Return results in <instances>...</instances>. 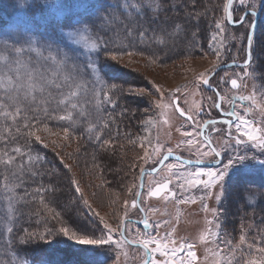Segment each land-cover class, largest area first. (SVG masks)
Returning <instances> with one entry per match:
<instances>
[{
  "label": "snow or ice",
  "instance_id": "snow-or-ice-1",
  "mask_svg": "<svg viewBox=\"0 0 264 264\" xmlns=\"http://www.w3.org/2000/svg\"><path fill=\"white\" fill-rule=\"evenodd\" d=\"M240 5L249 4V0H239ZM260 0H257L259 3ZM197 0H192V11L185 12L184 16L170 18L168 13L176 10L175 3H169V0H118L111 7L113 10L119 8L125 13H135L141 19L139 21H129L125 23L120 21L122 31L117 32L111 25L115 23L112 13L107 11H98L96 18L88 22L77 21L76 25L66 24L65 28L72 29L68 31V40L73 43L69 44L64 36L60 33L57 35H48L34 28H31L24 21L23 16H18L15 34L4 32L0 34V121H12L11 127L14 128L13 135L9 126L4 123L0 124V140L15 141L18 136H23V148L17 144L15 147L0 149V208L5 204L11 206L13 202L27 203V198L35 200L39 196L40 203L50 214V220L55 224L46 226L43 231H31L23 228L14 231V225L17 222L16 216L19 209H14L13 215L0 219V225L7 221L6 232L10 235L13 243V251L18 258H24L25 261L31 260L32 264H46L39 257H32L30 252L37 250L44 252L56 244L71 242L70 246L80 245L89 246L81 249V252L87 250H96L108 248L114 253H121L127 246H137L143 249V264H196L198 257L195 251V243L181 239L177 241L173 233L176 229L165 232L163 237L159 235V228L163 224L169 225L168 220L152 222L147 215L138 223L143 225V230H133L128 226L132 223L127 218L119 219L116 227H113L100 211L93 208L92 204L84 198V194L76 181L75 192L79 194L77 205L82 202L83 207L79 209L81 216L79 218L69 216L65 218L61 211H56L51 204L55 201L45 200V194L53 197L56 194V185L49 183L43 185L42 178L45 175L55 176L52 171H41L42 166L47 161L46 156L40 154L39 145L44 148L48 147L46 140H43L38 131L49 132L52 135L59 136L60 133H51L48 127V121L66 122L67 126L63 127V138L68 140L75 130L81 125L82 118L89 119L92 112L99 113L103 105L110 106L113 110L120 107L122 100L135 101L137 97L153 96L159 94L161 99L164 93L159 86H153L154 93L144 88L135 86L125 87L123 84L114 82L110 71L124 58V56L133 57L136 55L145 57L149 63H162L163 58L160 52L164 51L165 55L184 43L185 39L191 41L192 48L197 49V39L200 36L199 25L202 14L195 11ZM34 4L21 3L19 8L24 10ZM45 7L50 10H57L63 7L60 0H45ZM256 4H249L251 15L256 12ZM148 9L149 15L146 17L144 9ZM233 0H226L223 5V17L214 19V31L209 33L207 47L212 51L216 60L213 64L208 78L201 74L198 82L205 87H211V79L217 74L222 67L221 58L228 52L225 43L226 22L234 23ZM206 14V13H205ZM245 17L241 18V22ZM252 25H250L251 27ZM81 33H92L95 39L91 40L90 45H86V51L83 48L74 47L79 43L77 37ZM237 39V37H232ZM248 59L245 61V67L251 62V44L252 38L248 36ZM179 42V43H178ZM204 45L201 44L200 48ZM183 54V53H181ZM203 54V53H201ZM131 62V61H129ZM234 63V62H233ZM252 73L245 72L244 76H251ZM221 83L230 84L232 89H237L238 78H228L227 72L220 78ZM174 96L175 94H169ZM91 97V99H90ZM93 99L95 104L92 111L86 105H92ZM212 101V98H208ZM255 102V96L235 97L229 101L232 107L224 111L221 107L225 100L217 91V100L210 105L211 110L214 107L221 115L228 117L224 120H206L203 127H200L198 121H194L191 114L182 109L179 104L171 102L169 108H175L179 115L185 117L190 123L197 127L196 136L202 137L193 144V134L185 132L187 139L176 145H188L189 151L194 150L196 158L194 160H183L176 157L178 163H166L170 157H173L172 148L164 152L162 158L158 160V167L152 169L140 168V184H133L128 191L133 189L134 199L131 201L132 208H139L141 212L145 209L141 202L145 197L158 198L163 194L164 199L183 197L189 193L188 200L178 199V203L195 202L191 199L192 190H200L201 201L213 197V189L219 188L220 193L215 194V200H221V194L224 190L226 177L234 170H243L252 168L255 165L264 169V125L248 119L247 112L240 115L235 107V100ZM151 108L160 109V100L151 99L149 101ZM131 109L125 105L121 110V115L130 112ZM202 109H197V115ZM148 109H145L147 115ZM22 119L23 125L17 123ZM111 120L115 117L110 116ZM235 121V122H234ZM221 123L228 126L227 136L219 146L215 145L210 134L206 129L211 128L212 132H218L220 129L215 125ZM152 124V117L148 116L144 122L145 131ZM108 123L103 124L107 128ZM235 129L236 135H233L232 129ZM23 129V131H22ZM179 131V129H177ZM89 139L97 141V147L100 151L107 154L113 150V141L110 139H101V131L97 126L91 123L86 129ZM6 133V134H5ZM93 134H95L93 136ZM34 137V140H33ZM129 142L135 144L136 140L129 138ZM55 144V141H52ZM247 144L244 154H241L238 146ZM237 146V147H234ZM258 150L259 155L253 153L248 155L251 150ZM163 150V145L157 144L153 147L151 153L145 151L148 160L156 162ZM231 150V154H228ZM221 157H226L227 162H223ZM147 163V161H145ZM248 162H252L249 164ZM63 163V161H61ZM222 165V166H221ZM93 166L103 171L102 165L93 160ZM237 166H242L238 168ZM70 170V166L65 165ZM165 168L169 175L161 176L160 180H150L147 190L145 191L144 177L159 174L160 168ZM193 169L188 173L189 184L187 187L183 183H178L176 188L180 189L179 193L176 188L171 187L172 181L170 176H177L181 179L183 173L181 169ZM35 181L40 178V184L30 194L26 187L27 181ZM23 189V194L19 190ZM115 203V200H113ZM125 216H127L128 201H124ZM205 211H208L207 203L203 205ZM213 217H216L217 210L211 209ZM39 215V213H33ZM115 216V212L111 213ZM0 216H3L0 213ZM47 223V221H46ZM209 225L213 224L212 220L208 221ZM59 225V227H57ZM221 224H215L216 231L210 235L220 239ZM201 240L206 239L201 236ZM244 241V236L240 237ZM222 244L231 246V241H221ZM222 251V249H221ZM159 257V258H157ZM118 259V257H117ZM50 264V262H49Z\"/></svg>",
  "mask_w": 264,
  "mask_h": 264
},
{
  "label": "rangeland",
  "instance_id": "rangeland-1",
  "mask_svg": "<svg viewBox=\"0 0 264 264\" xmlns=\"http://www.w3.org/2000/svg\"><path fill=\"white\" fill-rule=\"evenodd\" d=\"M97 1L101 2L98 5H112L118 2V0H60L63 7L53 11L45 7V0H0V12L6 15L1 16L0 13V34L4 32L15 34L17 31L16 24L18 16L20 15L23 16L24 21L31 28L35 27L34 21L36 22V19H66L69 24H74L79 21L80 16L86 14L88 11L91 12L93 7L96 10L95 6L97 5L94 4ZM234 1L240 5L239 0ZM219 2L220 0H205V6H202L201 14L206 17L211 32L214 31V19H219L218 15H216V8L220 4ZM21 3L34 4V6L22 10L19 8V4ZM249 4H256L261 7L257 22V41L260 47L259 51H262L258 60L260 64L255 66L250 62L247 67L242 65L222 68L211 79L210 88L216 90V92L219 91L220 95L225 97L221 105L224 111H228L232 107V104H228V107L227 103L233 100V98L243 95H254V103L252 101L249 103V101L244 102L240 100L241 103L244 102L243 104L246 107H241L243 104L235 105V107L238 114L245 115L247 112L248 119L264 125V79L262 80L261 78L264 77V72H262L264 70V0H260L259 3H257V0H249ZM243 6H247V4ZM27 11L31 13L30 16L26 15ZM247 18L246 20L243 19L244 21L242 23L234 25L233 27L230 24V28L226 26L224 35L226 37L225 43L228 52L221 58L222 66L233 62L236 64H243L245 62L246 41L250 30V21L252 20L250 15ZM71 30L59 33L64 36L65 40H68L67 33ZM208 36L209 34L207 35V44ZM232 37H237V39H233ZM77 39L79 43L75 44L74 47L83 48L86 51V45H90L91 43L89 35L81 33V36L77 37ZM68 43L72 44L73 42L68 40ZM207 44L203 54L192 59L177 61L175 64L162 67L161 70H157V67L160 66H155L154 63H149L144 58L138 56H125L119 62L123 68L125 67L131 70L135 75L141 71L148 75L145 76V79L142 78V83L144 84L142 86H135L136 88H144L154 93L155 89L153 86H159L164 93V97L161 99L159 94H155L143 98L137 97L135 101L129 100L131 103L137 102L139 106L138 110L136 109L138 114L140 113L137 121V130L132 133H127L125 135L127 136L126 138L123 137L121 140L113 142V150L107 154L99 150L96 156L93 155L88 148L83 147L81 141L75 138L74 135H71L68 140H65L63 138V131H51V133L59 132V136L45 131L40 132L39 135H41L43 140L47 141L48 147L53 152L58 155L64 154V157L61 156V159L63 162H68V166L71 165L73 176L77 181L80 179L83 182L88 181L87 186L85 184H79L84 198L92 204L93 208L100 211L101 215L113 227H116L119 219L127 218L132 222L128 226L133 230L132 234H135L137 229L142 231L139 227L140 223H138V220H140L139 214L142 213L139 208L131 207V201L134 199V192L137 189H133L131 193L128 191V188L133 184L139 185L141 167L149 170L152 169L168 148H172L174 155L185 160H194L196 158L195 151H189L188 145L181 144L180 148L176 147L178 143L187 139L184 136L185 132H191L193 134L194 145L202 137L196 136L198 129L194 123L189 124L187 120L177 115L174 108L168 107V104L172 102L173 98L177 99L179 106L186 113L193 116L194 121L199 122L200 127L207 119L222 118L224 120L225 116L221 115L220 112H216L214 107L209 111L210 105L216 101V92H213L210 88H206L198 82L201 74H205V78H208V74L216 60L212 51L207 47ZM144 62H148V65H144ZM225 72H227L228 78H238L239 87L237 89H231L228 83H221L220 78L224 76ZM245 72H250L252 75L244 76ZM172 93L175 95L170 96L169 94ZM209 97L212 98V101H209ZM151 99L160 100L161 108L155 110L151 108L149 106ZM145 109H148L147 115L145 114ZM197 109H202L199 115H197ZM219 115L222 117H218ZM148 116L152 117V124L145 131L144 122ZM215 127L220 129V131L212 132L211 128H208L206 129V133L210 134L214 144L219 146L227 136L228 126L217 123ZM232 132L235 136L236 132L234 127ZM130 137L136 140L135 144L129 142ZM52 141L56 143L53 144ZM157 144L163 145V150L160 157L156 159V162H153L145 156V151L151 153L153 147ZM234 147L237 146L234 145ZM249 147V145L244 144L238 146V149L241 154H244L245 150ZM253 153L259 155L258 150L255 149L247 152L248 155H252ZM228 154H231V150ZM94 158L96 162L98 161L102 165V172L100 169H91ZM221 159L223 162H227L226 157H221ZM166 163H178V161L169 159ZM248 163L251 164L252 162ZM237 167L241 168L242 166ZM259 170L264 169H261L259 165H255L252 168L230 172L229 176L226 177L224 190L219 202L215 200V194L220 193V189L217 187L213 189V197L207 198L204 201L199 199L201 195L200 190L190 189L189 192L192 193L191 199L195 202H191L190 200L184 203L177 202L178 199L188 200L189 193H185L183 197H170L167 200L163 198L162 194L161 197L155 199L145 197L141 202V206L145 209L144 214L147 215L150 221L162 222L168 220L170 222L168 226L161 225L158 230L160 237H163L165 232L171 231L174 227L176 231L173 235L177 241L184 239L195 243V251L198 257L196 264H264V225L260 224L257 215L245 214L242 211L243 207H245L244 205H239V207L234 206L231 194L232 181L235 176L241 175V173ZM191 171L193 169H181L180 172L183 173L181 179H177V176H170L172 181L170 186L176 188L178 183H183L187 187L189 184L188 173ZM167 175L169 174L166 169L161 167L159 174L146 176V180L144 181L145 191L150 180H160L161 176ZM176 191L179 193L180 189L176 188ZM229 198L232 200L233 206L227 203ZM113 200H115V203H113ZM125 200L128 201L127 216H125ZM246 201L251 204L253 198H247ZM204 203H207L208 211H205L203 207ZM80 206L83 207L82 202H80ZM227 207L230 208L229 212H236L238 218L228 214ZM213 208L217 210L216 217L212 215L211 209ZM113 212H115V216L111 215ZM0 213L3 214V216H0V219L10 216V206L5 204L0 209ZM209 220L213 221L212 225L208 224ZM5 222L7 224L6 220ZM217 222L221 224L222 227L219 231L223 234L219 240L209 234L210 231H216L215 224ZM44 228L45 226L42 229L40 228L39 231H43ZM201 236H205L206 239L201 240ZM241 236H244L243 242L240 240ZM221 241H231V246L222 244ZM101 250L108 253L109 261L107 264H140L143 262V249L136 246H127L119 254L114 253L108 248ZM21 264H32V262L31 260H24Z\"/></svg>",
  "mask_w": 264,
  "mask_h": 264
},
{
  "label": "trees",
  "instance_id": "trees-1",
  "mask_svg": "<svg viewBox=\"0 0 264 264\" xmlns=\"http://www.w3.org/2000/svg\"><path fill=\"white\" fill-rule=\"evenodd\" d=\"M225 2L226 0H220L219 2L220 4L216 8V15H218L219 19H221L224 15L222 9ZM99 3L101 2L97 1L94 4L98 6V8L97 6H95L96 10L93 7L92 8L93 11L92 10L91 12L88 11L86 14H83L84 16L83 15L80 16L79 21L88 22L90 20H94L96 18V14L98 11L106 10L107 13H112L115 18V23H113L111 27H113L117 32H120L122 31V25L120 24V21H124L125 23H127L129 21H139L141 19L134 12L125 13L123 10L119 8L113 10L111 4L98 5ZM169 3L176 4V10L170 11L168 13L170 18H175L177 16L182 17L184 16L185 12L193 10L192 0H169ZM202 6H205V0H197L195 11L198 14H201ZM233 7L234 9H236L234 11L233 17L235 18V21H237L239 15H241L245 11L244 9H248V4L247 6L242 7L241 5H238L236 1H234ZM256 11L258 12L261 11V7L259 5H257ZM0 13L1 16H6L5 13L2 12ZM144 13L146 17L149 15L147 8L144 9ZM30 14L31 13L27 11L26 15L30 16ZM34 23H35L34 29L42 33H46L48 35H53V36L57 35V33L59 32L61 33L66 30H71L64 27V25L69 24V22L66 19H62V20H58L54 18H49L47 20L36 19V22L34 21ZM76 24L77 22L71 25H76ZM225 26L230 28L227 22ZM199 28H200V36L197 39V45H196L199 51H195L192 48L191 41L185 39L184 43L179 44V47L174 49L172 52L167 53V55H165L164 51L160 52V56L163 58V62L154 63L155 66L156 65L160 66L157 67V70H161L162 67L175 64V62L177 61L192 59L201 55V53H204L205 51L204 48L206 47L207 44V35L211 32V30L207 23L206 17H204L203 15ZM257 31H258V25L255 27L253 31L252 44H251V63L254 64L255 66L260 64L258 63V60L262 53V51H259L260 47L257 41V37H258ZM88 35L91 40L95 39L94 34L88 33ZM201 44L204 45L203 48H200ZM136 56L140 58H144L146 61H148L143 56H139V55ZM143 64L148 65V62H144ZM124 68L120 64H117L110 71L109 74L113 77L114 82L123 84L125 87L131 85L142 86L144 84L142 83L143 82L142 78L145 79V76L147 75L145 72L141 71L136 73L137 75H135L131 70ZM262 72H264V70H262ZM122 75L123 77H121ZM261 78L262 80L264 79V77ZM243 103H241L239 99L235 100V105H239ZM94 104L95 101L93 99L92 105H86L89 111H92ZM125 105H127L131 109V111L121 115V110L125 107ZM138 108L139 106L137 105V102L131 103L129 100H122L119 108L113 110L110 106L103 105L101 111L99 113H95L93 111L89 119L91 120V123L96 125L97 129L101 131L102 140L110 139L113 142H116L118 140H121L123 137L126 138L127 136L125 135L127 133H132L135 130H137V121L140 115V113L138 114L137 111ZM110 116L115 117V119L111 120ZM89 119L82 118L81 125L75 130L73 135L75 138L81 141L84 148H88V150L91 153H93V155L96 156V154L99 153L98 152L99 149L97 147V141L94 138L90 140L89 135L86 131V129L89 126ZM105 122L108 123L107 128H103V124ZM4 123H6L9 126L13 135H16L14 128L11 127L12 121L10 120L0 121V124H4ZM17 123L23 125V120L18 118ZM66 126H67L66 122L58 123L57 121H48V127L51 129V131L53 130L63 131V127ZM40 132L43 131H38L37 134H40ZM94 135L95 134H93V136ZM17 144H19V146L23 148L24 138L22 135L18 136L15 141L0 140V149H5L6 146L7 148H12L15 147ZM38 147L41 150L40 154L42 156H46L47 161H49V163H45L42 166L41 171L44 172L52 171L55 173V176L45 175L42 178L43 185L47 186L49 183H52L56 185V189H57L54 197L50 194H45L46 202L54 200L55 202L52 203L51 206L56 211H61L64 214L65 218H68L69 216L79 218L81 216L79 209L82 207L80 206V204L77 205L76 203V201L79 199V194L75 192V185H73L72 181H76L78 184H85V185L88 184V181L83 182L81 179L77 181V179L73 176L71 165L69 170L68 167H65V165H68L67 164L68 162L65 161L61 163V161H63L61 159V156L64 157V154L58 155L57 153L53 152L50 147L44 148L42 145H39ZM96 163L99 162L97 161ZM91 169H95V167L92 166ZM26 181H27L26 187L28 188L30 194L33 193V190L41 182L40 178H37L35 181H33L27 179V177H26ZM232 182L233 183H232L231 194H232V200L234 202L233 203L234 206L236 205L237 207H239V205H244L245 207H243L242 211L245 214L257 215L259 217L260 224L264 225V170L261 171L259 170L249 173H241V175L235 176ZM19 194L20 195L23 194V189L19 190ZM247 198H253L251 204H249L246 201ZM228 200L229 201L227 203H230L232 205V200L230 198ZM14 209H19V214L16 216L17 222L14 225V231L23 228H28L31 231H39V229L40 228L42 229L44 226L46 227L56 223L55 221L50 220V214L46 210H44V206L39 201V196H36L35 200L31 199V196H29L27 198L26 204L23 202L20 203L13 202V204L10 206V213H9L10 216L13 215ZM227 210H228V214H231L235 218H238L236 212L233 213L229 212L230 211L229 207H227ZM33 213H39V215H33ZM6 226L8 225L7 224L0 225V264H21L25 259L22 257L18 258L15 255L13 251L14 245L12 243L10 235L6 232ZM70 244L71 242L56 244L52 248H49L44 252L37 250L35 252H30L29 255L32 257L42 258L46 262V264H49V262L50 264H107L109 261L107 256L108 253L102 251L101 249H100L101 251L96 250L95 252H93L92 250L81 252L82 248L89 246H80V245L70 246Z\"/></svg>",
  "mask_w": 264,
  "mask_h": 264
},
{
  "label": "water",
  "instance_id": "water-1",
  "mask_svg": "<svg viewBox=\"0 0 264 264\" xmlns=\"http://www.w3.org/2000/svg\"><path fill=\"white\" fill-rule=\"evenodd\" d=\"M250 13H251V12H249V11L244 12V14H243L242 17H246V15H247V14H250ZM257 19H258V16L255 14V20H254V22L252 23V26L250 27V30H249V34H248V36H251V33H252V30H253L254 24L256 23ZM242 22H243V21H242ZM242 22H241V20H240L239 22H237V23H235V24H233V25H238L239 23H242ZM247 38H248V37H247ZM248 48H249V46H248V40H247V41H246V60L248 59V56H247ZM246 60H245V61H246ZM242 65H245V62H244L243 64L229 63V64H227V65L222 66L220 69H222V68H227V67H230V66L237 67V66H242ZM220 69H219V70H220ZM229 86H230V84H229ZM230 87H231V86H230ZM211 90L214 91V89H211ZM173 102L177 103V100L174 99ZM178 113H179V112H178ZM183 118H185V117H183ZM214 120L219 121V120H223V119H214ZM202 127H203V125H202ZM162 156H163V155H162ZM162 156H161V158H162ZM176 157H178V156L173 155V157H170L169 159H172V160L177 161V160H176ZM181 159H183V158H181ZM183 160H185V159H183ZM157 167H158V162H157V164H156L153 168H157ZM139 184H140V182H139ZM143 219H144V218H143ZM143 219H142V220H143ZM134 222H136V221H134ZM140 225H142V224H140ZM142 226H143V225H142ZM136 247H137V246H136ZM142 264H143V263H142Z\"/></svg>",
  "mask_w": 264,
  "mask_h": 264
},
{
  "label": "flooded vegetation",
  "instance_id": "flooded-vegetation-1",
  "mask_svg": "<svg viewBox=\"0 0 264 264\" xmlns=\"http://www.w3.org/2000/svg\"><path fill=\"white\" fill-rule=\"evenodd\" d=\"M228 104L230 105V103L228 102ZM201 116V115H200ZM218 117H222V116H218ZM220 119H222V118H220ZM224 119H226V117H224ZM207 120H209V119H207ZM212 120H214V118H212ZM206 121V120H205ZM203 125V124H202ZM146 180V177H144V181ZM142 214H139L140 215V220H138V221H141L143 218H145V214H144V212H141ZM131 219H134V218H131ZM132 221H134V220H132ZM139 227H140V229H142L143 230V226L142 225H139Z\"/></svg>",
  "mask_w": 264,
  "mask_h": 264
},
{
  "label": "bare ground",
  "instance_id": "bare-ground-1",
  "mask_svg": "<svg viewBox=\"0 0 264 264\" xmlns=\"http://www.w3.org/2000/svg\"><path fill=\"white\" fill-rule=\"evenodd\" d=\"M206 88H208V87H206ZM210 89H212V88H210ZM233 90H234V89H233ZM212 91H213V90H212ZM212 91H211V92H212ZM213 92H215V90H214ZM218 113H219V112H218ZM154 199H155V198H154Z\"/></svg>",
  "mask_w": 264,
  "mask_h": 264
}]
</instances>
